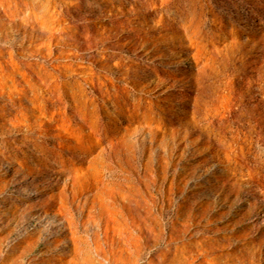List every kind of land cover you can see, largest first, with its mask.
Returning a JSON list of instances; mask_svg holds the SVG:
<instances>
[{
    "label": "rangeland",
    "instance_id": "rangeland-1",
    "mask_svg": "<svg viewBox=\"0 0 264 264\" xmlns=\"http://www.w3.org/2000/svg\"><path fill=\"white\" fill-rule=\"evenodd\" d=\"M2 158L0 264H264V0H0Z\"/></svg>",
    "mask_w": 264,
    "mask_h": 264
},
{
    "label": "bare ground",
    "instance_id": "bare-ground-1",
    "mask_svg": "<svg viewBox=\"0 0 264 264\" xmlns=\"http://www.w3.org/2000/svg\"><path fill=\"white\" fill-rule=\"evenodd\" d=\"M8 5V4H7ZM162 60V59H161ZM42 80V79H41ZM45 82V81H44ZM47 115V114H46ZM8 119V118H7ZM1 163H2V168L3 170H5L7 173H9L12 170H16V167H12V161L10 159H0ZM13 174V173H12ZM28 183V182H27ZM28 185L26 183H21L19 184V189H21L22 191L27 192V197H31V194L29 192V187H27ZM9 196V195H8ZM10 197L12 198L13 195L10 194ZM25 197V196H24ZM23 197V198H24ZM34 197V196H33ZM5 198V197H4ZM7 200V198H6ZM3 203V201H2ZM5 205V204H4ZM2 206V205H1ZM35 218L38 221V223L41 224V226H54L57 229H61L64 226V223L61 219L58 218L57 216V212H53L51 210L48 209H44L41 208L39 210L36 211L35 213ZM49 243L51 244V241H49Z\"/></svg>",
    "mask_w": 264,
    "mask_h": 264
}]
</instances>
